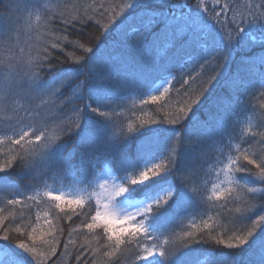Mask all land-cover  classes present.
I'll use <instances>...</instances> for the list:
<instances>
[{"label": "snow or ice", "instance_id": "1", "mask_svg": "<svg viewBox=\"0 0 264 264\" xmlns=\"http://www.w3.org/2000/svg\"><path fill=\"white\" fill-rule=\"evenodd\" d=\"M0 11V264H264V0Z\"/></svg>", "mask_w": 264, "mask_h": 264}, {"label": "trees", "instance_id": "2", "mask_svg": "<svg viewBox=\"0 0 264 264\" xmlns=\"http://www.w3.org/2000/svg\"><path fill=\"white\" fill-rule=\"evenodd\" d=\"M6 2H7V0H6ZM190 2L195 3V0H190ZM3 15H4V13L2 11H0V16H3ZM5 23H6V21H5ZM253 218H255V217H253Z\"/></svg>", "mask_w": 264, "mask_h": 264}]
</instances>
